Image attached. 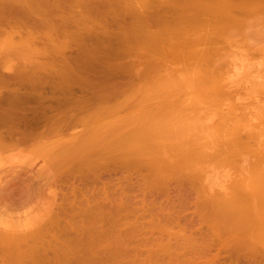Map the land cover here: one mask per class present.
Instances as JSON below:
<instances>
[{"label":"bare ground","instance_id":"1","mask_svg":"<svg viewBox=\"0 0 264 264\" xmlns=\"http://www.w3.org/2000/svg\"><path fill=\"white\" fill-rule=\"evenodd\" d=\"M261 10L264 0H0V29L9 38L8 47L14 52L28 50L33 61L32 68L20 67L13 77L28 82L30 93L24 102L38 105L37 114L28 120L10 112L4 115L0 126L5 136H23L41 121L48 123L44 129L57 134L67 113L48 117V111L69 105L72 112L96 102L102 107L92 116L97 125L89 136L93 134L94 141L86 140V147L78 138L86 155L75 151L77 142L67 149L73 156H85L84 162L101 172L119 171L114 174L119 176L117 184L109 173L100 189L87 191L78 204L69 201L45 230L0 237L1 264H220L210 256L212 247L234 259L240 253L246 258L254 252L264 255V106L250 111L238 103L237 91H229V86L237 85L231 84L234 79L214 67L227 50L222 49L223 54L221 49L204 47ZM11 23L22 34L17 44L16 31L7 30ZM177 52L192 61L187 79L167 67V57H178ZM134 54L138 62L101 64L112 56ZM38 56L44 58L42 63L34 59ZM74 62L85 70L83 75L78 65L74 70ZM56 64L62 72L54 74L50 69ZM142 64L145 70H134L137 78L133 77L132 70ZM36 65L48 71L37 73ZM248 72L241 78L246 81L249 76L251 84ZM124 75L137 81L124 88ZM181 80H192L198 87L205 111L197 120H177L173 111L151 108L152 102L179 91ZM58 84L63 99L47 98L45 86ZM73 86L87 95L78 94ZM255 93L264 97V88ZM134 96L142 108L122 119L119 104ZM118 97L123 101L111 104ZM215 158L239 174L219 190L203 184ZM132 176L145 193L158 190L167 195L172 183L195 188L198 223L192 225L199 230L206 226L207 232H191V224L161 215L151 205L131 202ZM33 191V183L21 175L0 177V197L11 214L25 213Z\"/></svg>","mask_w":264,"mask_h":264},{"label":"rangeland","instance_id":"2","mask_svg":"<svg viewBox=\"0 0 264 264\" xmlns=\"http://www.w3.org/2000/svg\"><path fill=\"white\" fill-rule=\"evenodd\" d=\"M10 27H13L12 31H16L13 33V43L17 44L21 40L19 36L22 35L17 33L20 27L17 24L11 23L7 30H10ZM229 30L230 34L228 36L218 38L204 47H214L216 49H221V51L222 49H225V51L227 50L226 54L222 51L224 55L220 57V59H218L219 57L217 58L218 61L214 64V67L219 68L218 72L221 71L223 74L226 71L227 74L232 77L230 78L232 80L234 79L232 83L230 80L229 82L237 85L232 87V85L228 83L231 85L229 86V88H231L228 89L232 92L237 91L236 98L238 97L237 100L239 99L238 103H241L243 106H248L247 109L250 111H255L257 107L264 106V97L258 96V92L255 93L264 88H260L261 85L258 83L259 81L262 85L264 83V10H261L256 16L245 17L239 25L232 26ZM8 41L9 38L7 34L4 33V29L1 28L0 77L2 82L0 83V120L9 112L28 120L37 114L38 105L33 101L24 102V95L30 93L28 82H18L13 76L20 67L21 70L28 71L33 67V61L30 59L31 55L28 50H26V52L24 49H21L20 51L17 50L18 52H14L8 47ZM29 44L30 43H28V45ZM37 47H40V44H37ZM74 54L75 53H73V55ZM57 55L58 58H60V55ZM65 55H70V53H65ZM134 55L120 57V59L112 56L109 58L111 59L110 61L107 60V64H104L107 62L106 60L101 64L102 66H114L116 63V65L122 66L124 64H130L131 62H138L139 57ZM177 55L178 57L170 55L167 57V67L173 70L178 78L187 79L189 78V73L192 71V61L182 59L180 56L182 54L179 52H177ZM34 59L37 60L36 62L38 63L44 61V58L41 56ZM111 61L113 64H109ZM258 63L261 65L259 64L257 66L256 64ZM74 64H76L74 66V68H76L78 64L74 62L72 66ZM253 65L259 68L257 70L258 72L254 70L256 67L253 68ZM79 66L80 65L77 67L78 70L81 69L82 72L85 71ZM77 68L74 70L77 71ZM145 68L146 66L144 64L137 67L135 66V69L132 70L134 76L131 75L130 77V75H124L122 78V80L124 79L122 83V85L124 84V88L128 87L130 83H134L132 80L135 81L137 78L135 72H141L145 70ZM47 69H41L40 66L36 65L34 71L37 73H44V71H48ZM61 69L60 64L59 66L56 64V66L54 65L50 70L55 74V71L62 72ZM227 69H230V71ZM250 70H253V72H251L252 74H249L248 71ZM80 71L78 73H80ZM245 71H247L250 76L252 75L253 84H251L253 86L247 82V80L250 82L252 80L248 79L249 76L246 77V81H243L242 78L245 79L244 76H246H243V74H247ZM81 74L83 75L84 72ZM225 75L223 76L225 77ZM226 78L227 76L225 79ZM122 80L120 81L122 82ZM181 81L182 86L179 91H175L170 95L167 93L164 98H159L157 101L152 102L150 104L151 108L173 111L174 117L177 120L186 117L197 120L205 111V106L200 103L198 97V87L195 86L192 80L190 82L187 80L186 82L183 80ZM15 82L18 84H15ZM61 85L62 84H58L55 88L46 85L44 92L47 94V98H52L51 100L53 101L62 100L65 93L61 90ZM74 85L78 86L76 83ZM136 85L135 83V87L133 86L134 89H131L136 91ZM75 86H73L74 91H77L78 94L81 92L82 95L85 93L87 95V92L85 90L82 92L79 86L77 90L76 88L74 89ZM254 86L256 87V91H254ZM134 93H132V95ZM74 94L76 96V92H74ZM131 99L129 102L127 101V104L126 102L125 104H123L124 102L119 104L121 108L120 116L122 119L131 117L142 108V105L138 103V99L136 100L135 96ZM119 100H121V97L115 99L111 104L119 103ZM134 100H136V102ZM100 107L102 106L96 102H90L88 105H80L79 108L74 107L75 110L72 112V108L69 105L51 112L48 111L46 113L48 117L56 115L57 113L59 115L65 112L67 113L66 117L62 120L59 133L57 134L50 131L48 128H46L47 130L44 129V125H48V123L41 121L36 127L28 128L23 136H15L9 139L5 136V128L0 126V177L21 175L24 179L33 183L34 190L31 203L23 214H11L5 205L6 203L2 201L0 197V237L31 235L45 230L62 210L69 207V201L76 200V204H78L83 199V196L88 193L87 191H96L100 189L102 184L108 181L109 173L112 174L110 180L113 184L119 182V176L114 175L116 172L119 173L118 170L101 172L97 167L93 168L91 162L90 165L84 162L85 156L82 157L78 153L73 156L70 150L67 149V146L77 142L75 151L86 155V153L83 152L84 147L87 145H85V143H87L86 140L89 141L91 140L90 138H92L93 140L91 141H94V135H89L93 133V128L97 125L92 116ZM102 118H104V116L101 117V119ZM110 119L112 121V118ZM110 119L107 118V120L104 119V121L106 120V122H109ZM80 137L83 138L82 142H84L85 146L79 141ZM91 141H89V144H91ZM72 147L73 146H70L69 148ZM71 151L74 152L73 149ZM238 176L239 174L235 173L234 169L225 165L222 160L215 158L206 168L204 174L205 181L203 179V184H207L208 187H212L213 190H219L221 189V185L224 186L228 180ZM137 180L136 176H132V182L130 183L133 186L130 187V191H128V197L131 199V202L151 205L157 213L160 212L161 215L169 214V216H172V218L178 220L183 225L198 223V218L196 216L198 194L195 188L190 185L185 186L183 183H180V185L172 183L167 195L157 192L158 190L145 193L137 188L138 184L141 185V183H137ZM162 207H166L167 209L159 211L158 209ZM190 231L195 233H199L200 231L207 232V227L202 226L199 230L197 225H192ZM211 250L210 256L213 257L216 263L264 264V255H260L258 252H254L249 257L247 256L248 258L240 253L238 258L234 259L227 251L220 250L218 252L214 247H212Z\"/></svg>","mask_w":264,"mask_h":264}]
</instances>
